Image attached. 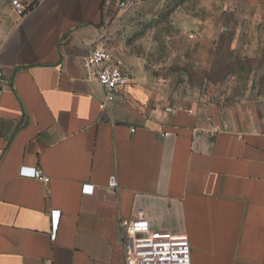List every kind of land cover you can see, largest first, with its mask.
Listing matches in <instances>:
<instances>
[{"label":"crops","instance_id":"crops-1","mask_svg":"<svg viewBox=\"0 0 264 264\" xmlns=\"http://www.w3.org/2000/svg\"><path fill=\"white\" fill-rule=\"evenodd\" d=\"M23 1L0 19V264H126L134 217L187 235L192 264H264L262 97L225 112L139 78L102 109L83 61L113 0Z\"/></svg>","mask_w":264,"mask_h":264},{"label":"rangeland","instance_id":"rangeland-1","mask_svg":"<svg viewBox=\"0 0 264 264\" xmlns=\"http://www.w3.org/2000/svg\"><path fill=\"white\" fill-rule=\"evenodd\" d=\"M7 1L0 0V19ZM120 1L113 0L99 40L131 79L225 112L264 101V0H131L124 8Z\"/></svg>","mask_w":264,"mask_h":264},{"label":"built area","instance_id":"built-area-1","mask_svg":"<svg viewBox=\"0 0 264 264\" xmlns=\"http://www.w3.org/2000/svg\"><path fill=\"white\" fill-rule=\"evenodd\" d=\"M131 0H121L119 7L124 8ZM16 13L24 15L30 6L23 0H11ZM1 50V46H0ZM85 69L90 70L93 77L97 79L105 90L101 108L104 109L109 102L115 99L131 81V74L126 69L121 57L103 46H94L83 61ZM8 80L0 62V97ZM204 100V97L201 98ZM172 111V108H168ZM165 132L164 135H169ZM21 175L36 177L49 182L50 178L44 175L40 169L34 167H22ZM111 189L118 188L116 175L109 179ZM88 191L93 190V185H85ZM55 215H59L55 211ZM123 228L122 242L126 249V264H192V247L187 235H174L168 231H161L151 226L149 219L145 217H134L121 221Z\"/></svg>","mask_w":264,"mask_h":264}]
</instances>
